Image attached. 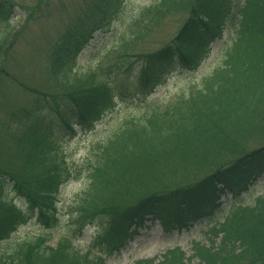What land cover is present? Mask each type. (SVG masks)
<instances>
[{"label": "trees", "instance_id": "16d2710c", "mask_svg": "<svg viewBox=\"0 0 264 264\" xmlns=\"http://www.w3.org/2000/svg\"><path fill=\"white\" fill-rule=\"evenodd\" d=\"M121 2L97 0L55 41L47 69L60 97L29 101L15 137L16 163L0 165V242L10 240L21 221L35 219L46 230L56 227L61 189L87 174L89 185L79 208L85 219L82 225L98 221L108 225L105 232L97 234L85 257L66 240L55 246L42 237L26 241L33 261L44 264L52 257L54 263L64 264L58 262L59 256L69 254L64 261L70 264H106L148 221L159 222L170 232L190 229L192 222L205 219L213 226L207 243L195 242L190 257L180 249L168 251L158 264H264V196L248 208L241 199L248 183L263 174L264 148L242 154L240 145L255 126L264 124V0H161L157 9L143 13L142 24L159 25L167 16L186 11L171 43L137 60L121 47L122 54L93 69L84 80L78 76L77 60L95 34L109 27ZM7 8L0 0V63L12 33L14 10ZM231 25L237 34L218 63L197 83L190 76L185 79V86H192L189 92L163 110L153 108L149 116L129 123L103 145L94 163L66 164L61 145L52 144L57 130L73 135L77 126L91 128L115 108V102L146 99L169 74L198 71ZM141 36L144 32L136 31L131 38L138 42ZM133 155L140 163L133 165L142 166L141 172L154 173L160 163H169L184 167V172L196 168L202 173L207 167L209 173L184 188L154 183L157 186L124 203L127 196H117L113 189L122 182ZM228 194L233 202L225 215L220 199ZM218 214L224 218L217 222Z\"/></svg>", "mask_w": 264, "mask_h": 264}, {"label": "rangeland", "instance_id": "374dc122", "mask_svg": "<svg viewBox=\"0 0 264 264\" xmlns=\"http://www.w3.org/2000/svg\"><path fill=\"white\" fill-rule=\"evenodd\" d=\"M2 1H5L6 7H13L14 10L12 33L7 36L6 51L0 63V165L8 167L16 163L15 137L22 127L23 108L34 97L44 99L47 96L60 94L47 69L55 41L76 17L85 13L97 0ZM160 1L122 0L120 10L112 17L109 27L102 34L96 33L94 41L78 58L76 63L78 76L84 77L85 80L93 69L112 62L116 54H122L119 50L121 47L127 48L132 55L130 59L136 60L167 47L179 33L187 18V12L173 13L159 25L149 23L144 26L143 13L157 9ZM136 31L144 32V36H141L138 42L131 38L132 33ZM236 31L237 28L229 26L223 39L213 46L198 71L179 75L175 72L169 74L165 84L160 86L154 95L142 100L115 102V108L91 128L77 126L73 135L66 133L64 129L57 130L52 144L61 145L66 164L94 163L103 145L114 139L129 123H135L149 116L153 108L163 110L179 100L184 93L189 92L192 86H185V79L190 76L196 79L193 83H197L200 77L218 63L222 52L230 45V39L236 36ZM2 35L5 36V32ZM255 128L254 132H249L248 136L241 140L240 145L244 148L241 150L242 154L264 148V124H259ZM133 157L134 155L129 160V164L125 165L126 169L120 177L122 182L113 189L117 196H127L122 199L124 203L133 199L135 194L150 190L159 184L164 183L167 189L184 188L200 181L209 173L207 167L202 173H198L196 168L184 172V167L169 163H160L154 173L141 172L144 169H141L142 166L133 165L139 163ZM169 171L172 175L168 174ZM262 173L253 184L248 183L247 191L242 195L241 199L247 208L264 196V171ZM152 174H155V177H150ZM137 181L140 183H136ZM88 185L87 174H82L78 180L71 181L62 188L56 227L46 230L35 219L21 221L11 239L0 242V264H12V259L25 264H40L32 260L33 254L30 255L28 252L29 245L24 244L38 237H42L52 246L61 243L60 240L71 239L80 250V255L87 256L97 234H103L108 227L107 224L100 225L98 221L82 225L85 219L82 218L79 208ZM220 202H223L222 208H225L226 214L229 211L227 205L233 202L231 196L220 199ZM21 211L24 213L25 209L22 208ZM91 217L92 215H89L86 219ZM223 218L222 214H218L216 220L218 222ZM190 226L191 228L187 230L167 232L158 222H147L137 229L138 234L127 247L120 254L111 257L107 264H135L141 260H153L158 264L163 261L164 255L174 248L180 249L190 257L195 242L209 241L205 231L210 225L208 220L202 219L192 222ZM36 242L35 240L33 243ZM16 250L18 253L14 254ZM20 253H23L21 257ZM67 258H70L69 254L66 258L59 256L58 262L70 264L71 261H64L68 260ZM80 262H83V259H80ZM44 264H57V262L54 263L52 257H49Z\"/></svg>", "mask_w": 264, "mask_h": 264}]
</instances>
